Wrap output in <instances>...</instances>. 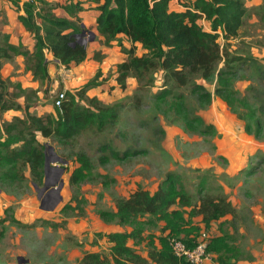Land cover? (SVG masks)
I'll return each instance as SVG.
<instances>
[{"label":"rangeland","instance_id":"rangeland-1","mask_svg":"<svg viewBox=\"0 0 264 264\" xmlns=\"http://www.w3.org/2000/svg\"><path fill=\"white\" fill-rule=\"evenodd\" d=\"M43 1L45 12L73 17L81 27L86 58L71 70L59 62H48V80L33 78L30 57L2 60L0 97L5 105L16 101L21 110H0V140L23 132L25 111L36 117L53 114L59 93H66V100L71 95L82 108L92 101L114 109L117 118L100 130L96 124L68 141L36 134L47 160L43 185L31 182L26 167L23 181L0 182V264H78L87 253L108 256L105 235L131 229L103 221L99 212L115 211L116 201L138 187L152 194L169 173L180 179L194 202L204 180L205 193L225 197L235 209L233 215L208 227L200 217L193 219L199 232L211 238L224 236L236 249L235 256L212 254L204 263L250 260V245L257 239L264 243V0H242L246 11L242 27L236 39L217 40L222 59L211 78L194 75L185 86H177L157 73L149 86H140L129 77L125 90L115 77L129 42L119 36L107 40L99 34L92 24L96 21L94 5ZM176 4L172 0L170 7ZM9 11L0 7L5 17L0 19V42L31 53V35L8 19ZM198 24L210 29L205 19ZM145 53L137 44L136 55ZM98 71L101 76L96 86L85 88ZM164 91L169 96L160 99ZM8 125L12 132L6 130ZM79 152L88 157L90 169L78 186H71ZM67 205L74 210H64ZM160 228L158 223L145 234L159 235ZM129 245L146 256L144 243Z\"/></svg>","mask_w":264,"mask_h":264},{"label":"trees","instance_id":"trees-1","mask_svg":"<svg viewBox=\"0 0 264 264\" xmlns=\"http://www.w3.org/2000/svg\"><path fill=\"white\" fill-rule=\"evenodd\" d=\"M7 1L17 11L23 12L17 16V22L32 36L34 44L33 51L29 53L20 49L19 45L0 42V63L13 56L30 57L33 78L48 80L46 54L50 53L65 70H71L85 60L86 48L76 38L81 33L76 21L45 12L43 0ZM74 1L96 7V25L100 35L107 40L119 36L129 42L130 47L123 51L126 59L116 67L115 82L121 90L126 89L129 77L140 86H149L157 73L177 86H185L188 77L194 75L203 80L211 78L222 59L217 40L236 39L246 16L242 0H178V4L185 8L183 11L171 10L172 0ZM202 18L209 22L210 29H203L198 24ZM137 44L146 51L145 54L136 55ZM224 56L229 59L227 53ZM95 58L98 59V53ZM229 60L231 62L232 59ZM100 76L98 71L85 88L96 86ZM1 86L4 85L0 79ZM168 96L169 91H164L159 98ZM5 103L1 95V111L21 110L16 101L10 105ZM88 104V107L82 108L74 103L71 95L66 100L64 93L59 107L53 103V114L36 117L25 111L23 132L13 138L9 136L8 140H0V182L13 184L23 181V168L26 167L31 182L36 186L43 185L45 156L36 134L68 141L96 124L100 130L104 123L116 120L114 109L99 107L92 101ZM11 128L8 125L6 130L12 132ZM16 144L20 146L13 149ZM111 155L117 157L115 153ZM76 158L79 167L71 173V186H78L90 169L89 159L84 153H77ZM205 185L206 182L201 180L194 202L180 179L169 173L152 194L138 187L127 198L118 199L115 211H101L99 216L105 222L116 221L129 227L130 232L105 235L110 245L108 256L87 253L78 264H179L171 253L169 239L182 238L190 245V238L201 232L194 224V218L200 217L201 224L208 227L211 222L235 212L225 197L205 193ZM67 209L74 210L70 205L64 207V210ZM158 223L161 224L159 235L145 234L148 228L156 227ZM129 242L133 246L144 243L146 256L138 255ZM208 252L235 256L236 249L229 245L226 237L218 236L211 238ZM235 259L238 260L237 257Z\"/></svg>","mask_w":264,"mask_h":264},{"label":"built area","instance_id":"built-area-1","mask_svg":"<svg viewBox=\"0 0 264 264\" xmlns=\"http://www.w3.org/2000/svg\"><path fill=\"white\" fill-rule=\"evenodd\" d=\"M174 1L178 3V0ZM63 98L64 93H59L54 99V105L59 107ZM210 241L211 237L206 232L201 231L197 236L190 238V245L182 238H171L169 239V247L172 255L179 261V264H183V262L186 264H203L213 257L208 252Z\"/></svg>","mask_w":264,"mask_h":264},{"label":"crops","instance_id":"crops-1","mask_svg":"<svg viewBox=\"0 0 264 264\" xmlns=\"http://www.w3.org/2000/svg\"><path fill=\"white\" fill-rule=\"evenodd\" d=\"M69 2L70 1H67L65 4H69ZM75 2V1H74ZM244 5V4H243ZM3 7V8H7V9H10V15L8 16V19L10 20V21H17V16L18 15H20V14H22L23 12L22 11H18V12H16L17 10L7 1V0H0V7ZM12 9H14V15H13V10ZM171 10H173V11H182V10H184V7H182L181 5H179L178 3L175 5V6H173L172 8H171ZM14 16V17H13ZM97 16H98V13H97V11H96V18H97ZM2 18H5L4 16H2V13L0 12V19H2ZM66 19V18H65ZM67 19H69V20H74V18H72V17H69V18H67ZM9 21V22H10ZM18 23V22H17ZM19 24V23H18ZM94 26H97L96 25V21L95 22H93L92 23ZM19 26H20V24H19ZM21 27V26H20ZM21 29H23L22 27H21ZM25 32V31H24ZM27 33V32H26ZM29 36H30V34L29 33H27ZM32 37V36H31ZM30 37V38H31ZM33 44H34V41H33V39H32V42H31V46H30V52H32V50H33ZM13 45V44H12ZM46 61H48V62H54V63H56V64H58L57 62H56V60H54L53 59V57H52V55L49 53V54H46ZM256 242H254V243H252L251 245H250V248H251V258H250V260H245V261H237V263L236 264H264V243L263 242H261L260 241V239H257V240H255ZM256 243V244H255ZM255 248V249H254ZM205 264V263H204Z\"/></svg>","mask_w":264,"mask_h":264},{"label":"water","instance_id":"water-1","mask_svg":"<svg viewBox=\"0 0 264 264\" xmlns=\"http://www.w3.org/2000/svg\"><path fill=\"white\" fill-rule=\"evenodd\" d=\"M83 35H84V33L82 32V33H80L79 35H77L76 36V38H77V40H78V43L79 44H81L82 45V40H81V38L83 37ZM92 38H93V36H92ZM92 40V39H91ZM58 62V61H57ZM46 162H47V160H46V158H45V167H46ZM23 262L21 261V262H19L18 261V264H22Z\"/></svg>","mask_w":264,"mask_h":264},{"label":"clouds","instance_id":"clouds-1","mask_svg":"<svg viewBox=\"0 0 264 264\" xmlns=\"http://www.w3.org/2000/svg\"><path fill=\"white\" fill-rule=\"evenodd\" d=\"M57 62V61H56Z\"/></svg>","mask_w":264,"mask_h":264}]
</instances>
